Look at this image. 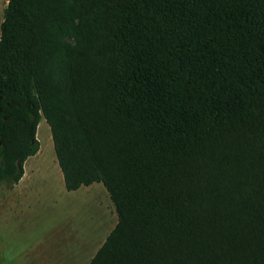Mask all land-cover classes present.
I'll return each instance as SVG.
<instances>
[{
  "label": "trees",
  "instance_id": "obj_1",
  "mask_svg": "<svg viewBox=\"0 0 264 264\" xmlns=\"http://www.w3.org/2000/svg\"><path fill=\"white\" fill-rule=\"evenodd\" d=\"M41 117L114 206L89 264H264V0H7L0 184Z\"/></svg>",
  "mask_w": 264,
  "mask_h": 264
},
{
  "label": "rangeland",
  "instance_id": "obj_2",
  "mask_svg": "<svg viewBox=\"0 0 264 264\" xmlns=\"http://www.w3.org/2000/svg\"><path fill=\"white\" fill-rule=\"evenodd\" d=\"M36 139L23 182L0 184V264H89L117 221L114 206L100 182L65 189L43 117Z\"/></svg>",
  "mask_w": 264,
  "mask_h": 264
},
{
  "label": "crops",
  "instance_id": "obj_3",
  "mask_svg": "<svg viewBox=\"0 0 264 264\" xmlns=\"http://www.w3.org/2000/svg\"><path fill=\"white\" fill-rule=\"evenodd\" d=\"M33 156V155H32ZM30 158H32L31 156H29ZM27 160V159H26ZM26 160L24 161L23 163V175L22 177L20 178V180L18 181V183L15 185V186H18L21 182H23V180L25 179L26 177V169H25V162Z\"/></svg>",
  "mask_w": 264,
  "mask_h": 264
}]
</instances>
